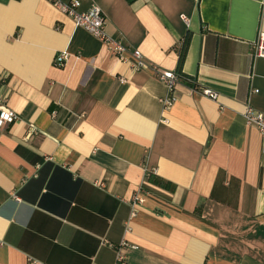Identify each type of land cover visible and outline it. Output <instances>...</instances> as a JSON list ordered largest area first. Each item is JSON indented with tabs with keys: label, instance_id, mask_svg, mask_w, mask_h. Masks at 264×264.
<instances>
[{
	"label": "crops",
	"instance_id": "crops-1",
	"mask_svg": "<svg viewBox=\"0 0 264 264\" xmlns=\"http://www.w3.org/2000/svg\"><path fill=\"white\" fill-rule=\"evenodd\" d=\"M78 1L181 79L169 93L133 72L47 0H0L17 115L0 128V264H114L122 240L127 264H264V142L243 117L264 113V0Z\"/></svg>",
	"mask_w": 264,
	"mask_h": 264
},
{
	"label": "built area",
	"instance_id": "built-area-1",
	"mask_svg": "<svg viewBox=\"0 0 264 264\" xmlns=\"http://www.w3.org/2000/svg\"><path fill=\"white\" fill-rule=\"evenodd\" d=\"M50 2L57 10L69 17L75 26L82 28L88 34L92 35L94 38L98 39L102 45L104 44L110 53L121 62H126L130 65L133 72L142 69H152L159 81L163 83L171 93L176 86V84L181 79V75L176 72L171 71H161L154 64L145 62L141 52L137 49L130 50L122 44L120 40H115L108 36L105 31V16L102 10L96 5L92 4L88 11L80 12V2L78 0H70L69 2H64L62 0H47ZM253 56L257 58H264V32H261L253 43ZM68 59V54L65 52L59 53L55 58V65L57 67H62ZM124 82V80L122 79ZM201 93L206 97L215 100L217 99V93L212 90H202ZM164 108L171 106L174 102V98L169 96L161 101ZM246 126L254 127L262 137V142H264V113L258 112L251 106H247L245 113L243 115ZM17 120V115L6 109L3 103L0 101V128L5 124L14 123ZM131 199V217L136 214L137 209L142 206L144 202V192L142 190H137ZM129 230V228H127ZM109 247L115 251L114 264H127L126 251L128 249H137L136 246L129 244L127 241L122 240L118 245L109 244Z\"/></svg>",
	"mask_w": 264,
	"mask_h": 264
},
{
	"label": "trees",
	"instance_id": "trees-1",
	"mask_svg": "<svg viewBox=\"0 0 264 264\" xmlns=\"http://www.w3.org/2000/svg\"><path fill=\"white\" fill-rule=\"evenodd\" d=\"M182 58H183V55L180 56V60H182Z\"/></svg>",
	"mask_w": 264,
	"mask_h": 264
}]
</instances>
